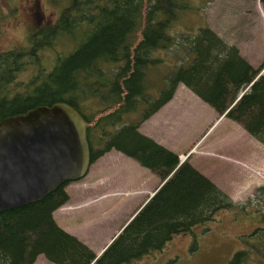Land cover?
<instances>
[{
	"label": "trees",
	"instance_id": "16d2710c",
	"mask_svg": "<svg viewBox=\"0 0 264 264\" xmlns=\"http://www.w3.org/2000/svg\"><path fill=\"white\" fill-rule=\"evenodd\" d=\"M188 7L187 0H65L55 21L32 33L29 44L0 51V118L36 104L66 101L87 121L91 162L114 148L160 178L98 256L54 217L70 197L66 183L39 200L0 211V264H31L39 254L55 264L129 263L162 248L174 234L213 219L219 209H245L251 203V196L235 202L190 163L189 154L179 163V152L138 129L181 82L212 105L218 117L224 113L238 121L264 144V60L254 66L208 25L183 38L191 55L166 76L157 97H148L147 67L159 59L153 53L173 45L171 27ZM48 48L54 50L53 62L39 67V54ZM28 65L35 68L34 76L22 84L15 77ZM91 98L101 105L93 122L81 110ZM140 106L136 120L124 119ZM258 192L264 193V184L254 195ZM260 216L263 225L242 235L245 247L229 264H264V211Z\"/></svg>",
	"mask_w": 264,
	"mask_h": 264
},
{
	"label": "rangeland",
	"instance_id": "374dc122",
	"mask_svg": "<svg viewBox=\"0 0 264 264\" xmlns=\"http://www.w3.org/2000/svg\"><path fill=\"white\" fill-rule=\"evenodd\" d=\"M64 1L0 0V51L29 44L32 33L55 21ZM187 2L188 9L178 15L171 27L175 42L166 49L158 48L153 56L159 59L147 67L148 97H157L165 86L166 76L188 59L191 52L187 51L183 38L197 33L202 25L210 26L226 42L236 45L254 66L264 60V3L260 0ZM61 43L55 48L61 49ZM39 56V67H50L54 50L45 49ZM34 71L28 65L15 78L29 84ZM260 72L264 74V67ZM172 96L143 120L138 129L176 152L187 151L190 163L235 202H245L250 196L252 200L245 209H219L213 219L174 234L162 248L123 264H229L232 255L245 247L242 235L263 225L260 212L264 211V193L258 192L256 196L254 193L264 184V144L238 121L223 115L218 117L214 107L185 84L179 82ZM100 106V101L94 98L85 99L81 110L93 122ZM141 109L140 106L125 113L124 119L136 120ZM92 141L95 145V137ZM185 157L180 154V158ZM129 175L131 180L126 177ZM158 180L159 175L151 168L113 148L92 161L83 177L65 184L69 204L74 206L76 200L82 201L80 204L86 209L58 208L54 215L60 226L76 234L100 255L104 244L143 197L139 193L119 195L120 187H153ZM114 184L118 186L114 188ZM117 193L118 196H111ZM31 264L54 263L39 254Z\"/></svg>",
	"mask_w": 264,
	"mask_h": 264
},
{
	"label": "water",
	"instance_id": "95a60500",
	"mask_svg": "<svg viewBox=\"0 0 264 264\" xmlns=\"http://www.w3.org/2000/svg\"><path fill=\"white\" fill-rule=\"evenodd\" d=\"M90 164L87 121L68 102L36 104L0 118V211L80 179Z\"/></svg>",
	"mask_w": 264,
	"mask_h": 264
},
{
	"label": "crops",
	"instance_id": "0c3cea01",
	"mask_svg": "<svg viewBox=\"0 0 264 264\" xmlns=\"http://www.w3.org/2000/svg\"><path fill=\"white\" fill-rule=\"evenodd\" d=\"M176 89V88H175ZM174 93H175V91H174ZM174 93H173V95H174ZM173 97V96H172ZM171 97V98H172ZM170 98V99H171ZM158 110V109H157ZM156 110V111H157ZM155 111V112H156ZM154 113V112H153ZM152 113V114H153ZM151 114V115H152ZM222 116V115H221ZM223 116H225V115H223ZM149 117V116H148ZM147 117V118H148ZM146 118V119H147ZM145 120V119H144ZM111 150V149H110ZM116 150V149H115ZM109 151V150H108ZM118 152H121V151H119V150H117ZM107 152V151H106ZM105 153V152H104ZM103 153V154H104ZM121 153H123V152H121ZM124 154V153H123ZM181 154V153H180ZM102 155V154H101ZM126 155V154H125ZM186 155V154H185ZM96 160V159H95ZM134 164V163H133ZM130 176L131 175H129V176H126V177H128V179H130L131 180V178H130ZM159 183H160V180H158L157 181V183H155V185L153 186V187H151V186H149V187H146L145 185H142V186H138L136 189H133V188H130V187H126V188H121L120 187V189H121V194H119V195H131V194H135V193H139V194H143V197L139 200V201H137V203H136V207L135 208H133L132 209V212L130 213V215L128 216V218L121 224V226L125 223V222H127L131 217H132V215L134 214V212L138 209V207L139 206H141V204H143V202L145 201V200H147V198L149 197V196H151L152 194H153V192H154V190L156 189V187L159 185ZM115 185V187L114 188H116L118 185H116V184H114ZM123 191V192H122ZM127 191V192H126ZM146 191V192H145ZM150 192H152L151 194H150ZM111 196H113V197H116V196H118V193L117 194H112ZM68 201V200H67ZM66 201V202H67ZM92 201H94V199H92ZM65 202V203H66ZM82 201H77L76 200V203H75V205L74 206H72L71 204H69V201H68V205H65V206H63L65 203H63L61 206H59L58 208H60V209H65V208H67V207H71V208H73V207H75V209H79L78 211H81L82 209H86V208H84L83 207V205H81L80 203H81ZM57 208V209H58ZM55 212V211H54ZM77 212V210H75L73 213H76ZM54 217H55V215H54ZM56 218V217H55ZM121 226L118 228V230L110 237V239L104 244V246L107 244V243H109L110 241H111V239H112V237L116 234V233H118V231L121 229ZM72 233V232H71ZM74 234V233H73ZM74 235H76V234H74ZM81 239V238H80ZM84 241V240H83ZM103 249V248H102ZM55 264V263H54Z\"/></svg>",
	"mask_w": 264,
	"mask_h": 264
}]
</instances>
